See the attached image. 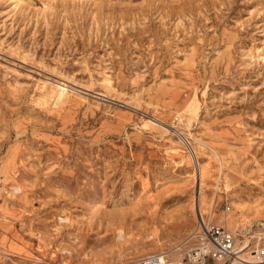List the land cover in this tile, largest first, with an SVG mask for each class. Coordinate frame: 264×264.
<instances>
[{"label":"rangeland","instance_id":"rangeland-1","mask_svg":"<svg viewBox=\"0 0 264 264\" xmlns=\"http://www.w3.org/2000/svg\"><path fill=\"white\" fill-rule=\"evenodd\" d=\"M197 201L254 263L264 0H0V264H178Z\"/></svg>","mask_w":264,"mask_h":264},{"label":"built area","instance_id":"built-area-1","mask_svg":"<svg viewBox=\"0 0 264 264\" xmlns=\"http://www.w3.org/2000/svg\"><path fill=\"white\" fill-rule=\"evenodd\" d=\"M198 225L186 238L187 247L178 264H240L244 260L242 254L250 248L249 241L241 245L237 232L214 224L209 219L202 218ZM254 263L264 264V241L258 236L255 249L252 250ZM170 252L152 253L143 256L139 264H165L169 262Z\"/></svg>","mask_w":264,"mask_h":264},{"label":"bare ground","instance_id":"bare-ground-1","mask_svg":"<svg viewBox=\"0 0 264 264\" xmlns=\"http://www.w3.org/2000/svg\"><path fill=\"white\" fill-rule=\"evenodd\" d=\"M58 88H60L61 89V87H58ZM52 89H54V88H52ZM61 91H63V89L61 90ZM187 141V140H186ZM189 143V145H190V147L192 148V150L194 151V153L196 154V152H195V150H194V148H193V146H192V144L190 143V142H188ZM186 146H187V144H186ZM187 148L189 149V147L187 146ZM195 156V155H194ZM196 156H197V154H196ZM197 159V158H196ZM189 162V161H188ZM196 162V161H195ZM197 163V162H196ZM198 167H199V174H200V177H199V179L200 180H198V186L195 188V193H196V195L194 196V197H196V199H201V195H202V190H201V180H202V178L204 179V177H203V173H204V171H203V168H202V165H198ZM207 169V168H206ZM205 173H206V171H205ZM205 173H204V176H205ZM218 185V184H217ZM197 202H199V204H197V207H198V212H197V216H198V220H200V222L202 221V218H203V212H202V206H201V202L200 201H197ZM196 206V205H195ZM210 217V216H209ZM119 233V232H118ZM119 235V237H121V236H123V235H121V233H119L118 234ZM177 251V250H176ZM242 257H244V253L242 254ZM178 262L182 259V254L180 253V254H178V257H174ZM242 262H240L241 264L243 263H247V262H250L249 260H247V259H245L244 258V260H241ZM165 264H176V263H174V262H166Z\"/></svg>","mask_w":264,"mask_h":264}]
</instances>
